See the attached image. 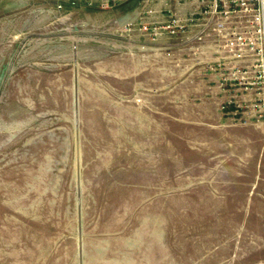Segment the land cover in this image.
Returning <instances> with one entry per match:
<instances>
[{
	"label": "rangeland",
	"instance_id": "374dc122",
	"mask_svg": "<svg viewBox=\"0 0 264 264\" xmlns=\"http://www.w3.org/2000/svg\"><path fill=\"white\" fill-rule=\"evenodd\" d=\"M50 1L0 0V264H264V125Z\"/></svg>",
	"mask_w": 264,
	"mask_h": 264
},
{
	"label": "built area",
	"instance_id": "2783aa9c",
	"mask_svg": "<svg viewBox=\"0 0 264 264\" xmlns=\"http://www.w3.org/2000/svg\"><path fill=\"white\" fill-rule=\"evenodd\" d=\"M132 0H68L72 8L116 9ZM133 18L114 19L107 43L155 45L175 62L186 58L215 75L209 85L235 125H264V0H135ZM59 2L56 8L63 10ZM117 39V40H116ZM182 53V54H184ZM217 264H232L220 262Z\"/></svg>",
	"mask_w": 264,
	"mask_h": 264
},
{
	"label": "crops",
	"instance_id": "0c3cea01",
	"mask_svg": "<svg viewBox=\"0 0 264 264\" xmlns=\"http://www.w3.org/2000/svg\"><path fill=\"white\" fill-rule=\"evenodd\" d=\"M49 1V0H48ZM59 2H63L64 4H65V7L63 8V10L64 11H66V10H70V9H73L69 4H68V0H52V1H50L49 3H48V8H49V10H50V8H52L53 10H55L53 7L54 6H56L57 5V3H59ZM136 1L135 0H132V1H130V2H128V3H126V4H124V5H122V6H120V7H118V8H116V9H112V10H101L102 11V13H107L108 14V18H107V21L109 22V23H111V21L113 20V19H115V17H117V16H119V15H122L121 14V8L123 9V8H125V7H128V6H130L129 7V9H132L133 11V16H131L132 18L135 16V10H136ZM79 9H89V10H93V11H95V10H97V11H100L99 9H94V8H84V7H79ZM124 10V9H123ZM51 11V10H50ZM124 11H127L126 9L124 10ZM123 12V11H122ZM128 13H130V12H128ZM196 76H198V74H196ZM208 88H209V86H208ZM209 92V91H208ZM211 95V94H210ZM211 96H214V95H211Z\"/></svg>",
	"mask_w": 264,
	"mask_h": 264
}]
</instances>
